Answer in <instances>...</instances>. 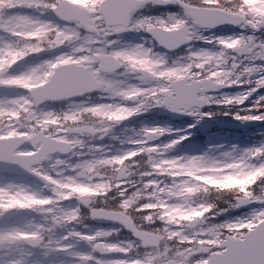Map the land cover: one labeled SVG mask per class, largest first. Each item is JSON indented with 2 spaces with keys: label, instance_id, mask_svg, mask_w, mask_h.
Here are the masks:
<instances>
[{
  "label": "snow or ice",
  "instance_id": "obj_1",
  "mask_svg": "<svg viewBox=\"0 0 264 264\" xmlns=\"http://www.w3.org/2000/svg\"><path fill=\"white\" fill-rule=\"evenodd\" d=\"M149 5L163 9L164 14L133 15ZM171 7L180 12L171 11ZM48 13L60 23L43 19ZM221 24L264 30V0H90L87 4L77 0H0V88L22 89L24 93L0 98V221L28 211L43 214L48 221L29 222L24 227L5 222L0 225V249L28 245L44 249L45 256L65 253L74 264H216L217 260L239 264V258L253 248L264 250V233L241 240L234 251L227 244L213 249L201 245L210 236L198 226L216 214V205L205 197L221 189L194 178L212 171L262 170L264 146L239 157L225 153V160L166 158L164 154L187 136L157 146L152 141L169 131L159 126L143 128L137 139L128 141L134 147L117 155L110 156L102 146L88 143L89 139H103L119 123L152 107L211 116L200 113L199 108L210 103L241 105L264 88V63H256L264 62V41L243 34L211 39L202 35L201 30ZM125 31L146 32L150 40L115 47L117 41L110 37ZM192 40L217 45L220 50L189 51L182 61L172 63L166 54L154 51L159 46L171 52ZM65 47L71 51L24 71H12L28 57ZM233 51L246 54L251 63L242 64L229 56ZM229 59L233 61L230 65ZM244 84L249 88L234 97L209 94ZM93 91L107 102H75L76 97ZM65 100L71 102L67 110H41L42 104ZM261 108L264 96H258L252 108L244 110L246 114L232 115L237 120L264 121V112L251 114ZM69 155L77 156V161L64 158ZM144 157L147 168L137 171V158ZM254 160L260 163L253 164ZM48 161L52 163L46 168ZM18 172L42 180L50 195L43 196L18 182ZM134 173L139 180L131 179ZM258 180L264 176H258L252 185ZM251 186L245 193L233 191L237 196L233 207L249 202L264 205V191L257 194ZM112 192L120 197L116 206H92L96 200L115 199L109 197ZM73 199L89 207L91 218L119 223L135 239L113 242L110 237L119 229L70 230L53 239L57 228L81 223L79 207L63 206ZM200 210H204L203 216L189 215ZM257 214H264V207L250 216ZM137 219L143 223H136ZM157 222L159 227H145ZM73 240L85 242L89 251H76ZM245 244L251 247L245 248ZM8 264L27 262L21 258Z\"/></svg>",
  "mask_w": 264,
  "mask_h": 264
},
{
  "label": "rangeland",
  "instance_id": "obj_2",
  "mask_svg": "<svg viewBox=\"0 0 264 264\" xmlns=\"http://www.w3.org/2000/svg\"><path fill=\"white\" fill-rule=\"evenodd\" d=\"M89 2H90V0H77V3H80V4H87ZM24 11L30 12L31 14L33 13L32 10H28V9H25ZM161 14H163V12H160V11H156L154 13V15H161ZM143 16H146V15H143ZM44 19L52 20L53 22L60 23V21L54 20V17H52L51 13L46 14L44 16ZM141 32H143V31H141ZM209 34L210 35L207 38H210V39L211 38H227L228 37L227 35H224V34H216V33H209ZM241 34H243L244 36H253L256 38V36H254L252 33H250L247 29H243V28L238 30V32L234 31L232 34L229 35V37H235V36H239ZM110 38L117 41V44L115 45V47H117V48H124V47H129V46L135 45L134 43L124 42V41L118 40L117 38H114V37H110ZM138 39H142V38H138ZM192 41L197 42V41H202V40H192ZM209 48H210V51H219L220 50L219 46L214 45V44H213L212 48L211 47H209ZM200 49H205V45L204 46H200V44L191 45V46L189 45L186 48L185 52L183 53V58H185L189 54V51H198ZM207 50H209V49H207ZM70 51H71L70 47H65V48H61L60 50L56 51L55 53L47 55L46 57H44L43 53L40 54L39 56H31L29 61H27V59L25 61H22L20 64L14 66V68L12 70H14L13 72H21V71H24L28 66L37 64L44 59L51 58V57L59 54L60 52H70ZM157 52H158V50H157ZM229 56H234V54H232V52H230ZM174 61H178L176 57H171L168 60L169 63H172ZM232 62L233 61L231 59L228 60L229 65ZM241 63L242 64H249V63H251V61L249 59L243 58V59H241ZM256 63L259 64L258 61H256ZM119 78L125 79V77H123V76H121ZM130 82L131 83H139L137 80H131ZM248 88H249V85H247V84H244L242 86H234L228 92H221L219 97H221V96L234 97L237 94L245 92ZM22 94H24L22 89L0 88V98H6V97L17 96V95H22ZM101 95H102L101 93L96 92L92 96H83L81 98L75 99V102H77V103L84 102L87 104H99V103L107 102L106 100L100 99ZM212 96H215V95H212ZM258 96H264V88H261L260 92L256 95V98H253L251 101H249V102L244 101V103L241 105H234V107L237 109V111L229 108L231 105L224 106L221 104H220L221 108H219L216 111H219V112L222 111V112L228 113V114L240 112L241 115H244V114H246L244 110L252 108V106L254 105ZM70 103H71L70 101H65V102H61V103L57 104L55 107H51L49 104H45V105H42L40 107H41V110H43V111L54 110V111L59 112V111L67 110V108L70 106ZM261 109L264 110V108H261ZM146 114L149 115V109L147 111H144L141 114H139L142 116H141V120L138 122L137 125H133L131 127L125 128L123 130H119V129L117 130V129L113 128L111 133L108 136L104 137L103 139H89L88 143L91 145H100L104 149H106L108 151L110 150V152L106 151V153L110 156L121 154V153H123L129 149H132L134 146L131 143H128V141L137 139L138 138L137 134L143 128L163 126L162 122H157L152 118V116H146ZM251 114L257 115V114H255V111L252 112ZM135 117H138V115H135ZM163 128L167 129V127H165V126H163ZM176 132H177V129L172 128V130L170 132L171 134L168 132L169 136L167 137V139L163 145L168 144L172 140L178 139L180 136L178 138H174L172 136V134L176 133ZM182 136H184V135H182ZM111 140H113L115 142L113 144V146H110V144H109V142ZM127 144H130L131 146L128 147V146H126ZM160 145H162V144L160 143L157 146H160ZM261 146H264V126L258 127L252 131H248V132H245L242 134L233 135V134H230L228 132L227 133L221 132V133H215L212 135H208V136H206L205 142L201 145H199V144L193 145V143L188 144L187 147L185 148V150L181 153H177L175 155V154H172L171 151H168L164 155L166 158L206 156L210 160H225V159H228L227 157H225V155H224L225 153H230L231 157H239L245 151H247L249 149L261 147ZM86 158H88V157H86ZM65 159H67L71 163H75L77 161L78 157L72 155L70 159H68L67 157ZM144 159L146 160V157H144ZM51 163H52L51 161H48L47 164L45 165V167L48 168ZM252 163L253 164H259L260 161L254 160V161H252ZM143 166L147 168V165L145 163H143ZM240 171H244V170L240 169ZM177 174H181V173H177ZM216 176H223L225 179L218 180V179H216ZM194 178L196 180L202 182V183H205V184H210V185L214 184L216 187H219L221 189V192L212 191L205 197V199H207L209 202H213L212 200H215L217 195H220V197H223L222 204L220 206H218L216 204V209L214 210L216 214L210 216V219L208 221H206L205 224L198 226V227H203L205 232H207L208 235L210 236V238H206L205 240L200 242L202 246H205L209 249L217 248V245L219 244L220 240L225 235H232L235 238L241 237L248 229L253 227L259 220H261L264 217V214H257L254 216H250L252 213H254V212L260 210L262 207H264V205L257 206V207L251 208L249 210L239 212V213H232L231 212V209L233 208L232 205H234V203H232L231 199H229V196H231V194H233L234 192H232L229 189L231 188V186L236 185V184L239 185L236 188H238L240 190L239 191L240 193H242L243 189H244V185L240 179V174L236 169H234L230 172L212 171L207 176H199L198 175V176H195ZM131 179L139 180V176L136 173H134L131 176ZM228 180H231L233 182L230 186L227 184ZM39 181H40L39 182L40 184L45 185V183L42 180H39ZM137 187H139V184H137ZM251 187H252L254 192L259 194L261 191H264V180H258L257 183L252 185ZM32 190L36 191L35 189H32ZM46 190H47L46 191L47 196L50 195L49 188L46 187ZM109 196L110 197L114 196L115 199H107L106 201L102 200L101 203L103 204V206H106V207L111 206L110 202H112L116 205L119 203L120 197L117 196L115 192H112V194ZM75 202H76L75 199L65 201L63 206L65 208H74ZM140 202L143 203V201H140ZM173 214L175 215V213H173ZM204 214H205L204 210H200L198 212L190 213L189 215L192 217H197V216H203ZM137 215H139V214H137ZM184 218H187V217H184ZM137 221L143 223V221H141L139 219H137ZM145 226H148V225H145ZM149 227H153V228L159 227V222H157V224H155V225H150ZM80 228H82V229L78 230L77 226L68 228V225H66L64 227H59V228H57L59 233L56 236L52 235V238L58 239L59 237L63 236L67 231H70V230H76V231H80V232L87 230V227L83 226V225H80ZM209 229H211L210 232L208 231ZM72 243H73L76 251L84 252V250L77 248L75 242H72ZM18 247H13L11 249H0V264H8V262L11 260L21 259L20 253L18 255V252H20V249ZM140 252H143V251L141 250ZM27 264H37V263L33 262V263H27ZM52 264H74V262H69L67 259L66 260L55 259Z\"/></svg>",
  "mask_w": 264,
  "mask_h": 264
},
{
  "label": "water",
  "instance_id": "obj_3",
  "mask_svg": "<svg viewBox=\"0 0 264 264\" xmlns=\"http://www.w3.org/2000/svg\"><path fill=\"white\" fill-rule=\"evenodd\" d=\"M257 203L259 202H249L243 206L247 207ZM262 225H264V221L258 224L255 229L251 230L248 234H246L244 240H247V238L249 237H258L262 233H264V228L261 227ZM240 241L241 240H234L230 237H227L226 241L222 244V246L227 244L228 248L234 251L237 249ZM244 247L249 248L251 247V245L245 244ZM262 261H264V250H262L260 247L253 248L250 252H247L245 255L239 258V264H262ZM216 264H224V261L217 260Z\"/></svg>",
  "mask_w": 264,
  "mask_h": 264
},
{
  "label": "clouds",
  "instance_id": "obj_4",
  "mask_svg": "<svg viewBox=\"0 0 264 264\" xmlns=\"http://www.w3.org/2000/svg\"><path fill=\"white\" fill-rule=\"evenodd\" d=\"M239 174H240V179L241 182L244 185V189L242 193H245L247 191V189L253 184V182L255 181V179L258 176H264V169L262 170H258L256 172H245V171H240V169H236ZM216 179L220 180V179H225L223 176H216ZM233 182L231 180L227 181V184L230 186ZM232 192L233 191H240L239 189H235V188H231L230 189Z\"/></svg>",
  "mask_w": 264,
  "mask_h": 264
},
{
  "label": "flooded vegetation",
  "instance_id": "obj_5",
  "mask_svg": "<svg viewBox=\"0 0 264 264\" xmlns=\"http://www.w3.org/2000/svg\"><path fill=\"white\" fill-rule=\"evenodd\" d=\"M92 206H93V207H97V208H99V207H103V205H102L101 203H99V200L94 201V202L92 203ZM88 211H89V210H88ZM97 226H99V225H97Z\"/></svg>",
  "mask_w": 264,
  "mask_h": 264
}]
</instances>
